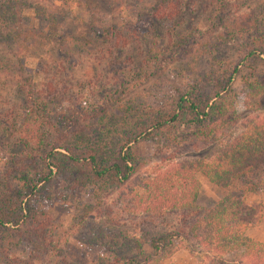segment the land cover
<instances>
[{
    "label": "trees",
    "instance_id": "16d2710c",
    "mask_svg": "<svg viewBox=\"0 0 264 264\" xmlns=\"http://www.w3.org/2000/svg\"><path fill=\"white\" fill-rule=\"evenodd\" d=\"M174 1L155 0L151 11L166 6L179 15L189 8L187 0H181V8ZM214 3L219 14L198 50L168 57L165 54L170 48L163 46L150 58L151 65L157 66L154 75L161 79L165 73L167 83L175 70L173 64L182 58L194 57L195 62L206 58L205 75L175 88L174 96L162 94L150 101L130 97L126 102L123 98L129 93L120 90L125 72L118 55L124 46L116 40L120 38L117 29L104 26L98 30L94 23L83 22V26L61 30L56 28V18L43 10L37 13L38 26L30 27L24 23L29 4L0 0V44L7 49L6 55L0 54V77L11 87L13 101L18 103L15 115L22 120L15 122L14 114L0 109V253L4 255L0 263L25 264L17 256L23 250L28 252L26 264L44 263L45 254L53 257L52 264H156L172 255L174 240L185 233L187 251L200 264H264V244L246 234L258 222L260 212L245 203L248 195L264 187V68L252 70L253 79L244 77L249 93L243 98L249 113L243 116L237 100L230 98L240 70L257 60L264 62V0ZM74 4L81 5L79 0ZM84 28L93 37L86 56L92 60L90 67L105 61L100 70L92 68L84 83L95 85L102 79L110 84L108 75L112 74L115 86L101 85L100 105L79 106L69 101L71 106L55 107L53 99L37 90L33 76L25 74V54L33 46L26 41L40 39L42 47H50V61L63 62L70 53L77 57L85 50L87 42L81 35L75 36ZM96 39L104 44L102 50H97L101 45L94 43ZM65 42L68 46L63 52L60 45ZM96 51L108 53L109 62L106 57L98 58ZM228 51L234 53L233 58H228ZM60 52L64 54L59 56L61 60L57 58ZM240 120L244 121L240 130L224 141L221 137ZM12 133L19 140L16 151L6 142ZM144 141H164L173 154L201 144L207 154L156 165L140 177L144 163L135 147ZM197 175L220 188L217 200L198 204L201 184ZM54 180L63 182L70 194L80 189L116 193L114 221L104 233L96 227L93 235L77 240L85 248L79 255L71 247L54 245V237L47 231L53 220L46 207L53 201L68 202L65 195L55 198ZM138 214L156 220L173 215L181 226L168 230L155 221L132 223L130 218ZM116 221H122L125 232L115 230Z\"/></svg>",
    "mask_w": 264,
    "mask_h": 264
},
{
    "label": "rangeland",
    "instance_id": "374dc122",
    "mask_svg": "<svg viewBox=\"0 0 264 264\" xmlns=\"http://www.w3.org/2000/svg\"><path fill=\"white\" fill-rule=\"evenodd\" d=\"M22 1L29 4L30 9L24 11V19L26 21L24 23L29 24L30 27L38 26L37 13H39L38 10H43L45 14L56 18V28L61 30L64 26L75 28L88 22L97 25L98 30H102L101 28L104 26L109 28V30L111 26L117 29L120 38L116 40L124 46L118 53L123 65L120 68L125 72L124 87H120V90L124 92V95L129 93V95L124 96L123 101L128 102L130 97L132 101H135L136 98L142 99V101H150L160 97L162 94L168 95V93L174 96L175 88L182 86L187 81H191L192 77L205 75L207 72L208 63L203 56L200 59H196V62L194 57L190 59L182 58L179 63L173 64L175 66L172 67H175V70L168 75L170 80L167 83L165 73L161 79L154 75L157 69L155 67L157 66L151 65L152 61H150V58L157 51V48L163 46L170 48V51L165 54L168 57L172 53H176L178 58L183 56L188 49L198 50L201 47L200 44L206 40V33L210 30L211 24L215 22L214 17L219 14L214 0H187L189 8L183 9L179 15H175L174 11L170 12L166 6L164 7L165 9L162 8L159 12L153 13L151 8L155 0H79L81 4L79 7L74 4L77 0H63L64 3L60 0H47L46 2H42L43 0ZM38 2L41 3L38 5ZM173 3L174 6L181 8L179 4L181 0H175ZM40 18H42L41 15ZM60 23L62 24L61 26L59 25ZM40 24H42V21ZM76 32L75 36L81 35V38L87 42L85 50L80 51L77 57L70 53L69 58L63 60L64 63L58 60L50 61L51 57L49 58V56L52 55L50 47H42L41 44L43 43L40 39L32 41L36 37H29L26 41V43H30L31 46L33 44V46L25 54V74L33 76L37 90L42 92V96H46V99H53L51 102H55V107L64 108L71 106L69 101L79 106L100 105L101 94L103 93L101 85L114 84L115 86V79L112 74L108 75L110 84H107L106 80L102 79L95 85L93 83H84V80L93 73L92 68L100 70L104 66L105 61L103 60L102 65L98 67L96 65L90 67L92 60H89L86 56L91 51L88 41L93 39L92 34L85 28ZM68 40L70 42V39ZM100 42L96 39L94 43L103 44ZM60 46H62L63 52H66L67 43L65 42ZM102 47L101 45L97 50ZM54 48L57 49V46ZM0 50L2 52L0 54L6 55L5 44H0ZM151 51L152 53L150 54ZM107 54L96 51L98 58L103 57L105 59L106 57V62H109ZM63 55L60 52L57 58ZM227 55L230 59L233 58L234 53L228 51ZM160 58L164 60L163 57ZM59 60H61V57H59ZM166 60L169 61L168 58ZM94 63L96 64L97 61ZM247 68H242L235 76L232 85L233 94L230 97L233 100H237L238 112H243V116L245 113H249V109L245 107H249V104L247 105L248 101H244L243 98L246 93H249L244 77L253 79L252 70H262L264 62L257 60L254 63H249ZM116 84L118 86L117 81ZM0 109L10 116L19 112L18 103L15 100L13 101L12 98V89L2 77H0ZM254 114L256 115L257 113H253V116ZM253 116L249 117L248 121ZM243 120L236 123V130L229 129L226 135L221 138L224 141L229 140L232 137L231 135H235L243 126ZM14 121L22 122L21 117H17V115H15ZM18 127L16 126V128ZM12 135L6 142L9 148L16 151L19 149L17 145L19 140L15 134L12 133ZM165 147L164 141L159 144L144 141L136 145L135 154L144 163L138 172L140 177L152 171L156 165H165L171 161L203 158L207 154L206 147L201 144L184 148L175 154L168 151ZM210 154L208 153V156ZM1 165L2 163H0ZM197 179L201 184L198 204L208 205L219 198L221 195L220 188L210 184L202 175H197ZM51 186L55 198L58 195H61V197L65 195L64 198H67L68 202L53 201L46 207L53 220L52 226H48L47 231H50L54 237L56 242L54 245L60 248L63 245L71 247L79 255L85 248L77 240L81 241L93 235L96 227H101L104 233L110 221H114L113 215L118 212V205L115 204L116 193H95V191L88 189H80L70 194L65 189V184L57 180H54ZM245 203L260 212L258 222L254 226L247 228L246 234L264 244V187L259 192L248 195L245 198ZM125 218L124 216L123 219ZM130 219L134 224L155 221L158 225H165L168 230L178 229L181 226L180 223H176L173 215L156 220L155 218L138 214ZM116 222L115 230L125 232V226H121L122 221ZM184 234L174 240L175 250L172 255L156 264H200L187 251L189 242L184 237ZM47 249H44V251L49 253ZM27 254V251L21 250L17 253V256L27 263ZM3 256L0 253V261L3 260ZM44 257L46 261L42 264H52L53 257L50 254H45ZM78 263L81 264L80 262ZM34 264L40 263L38 261Z\"/></svg>",
    "mask_w": 264,
    "mask_h": 264
}]
</instances>
